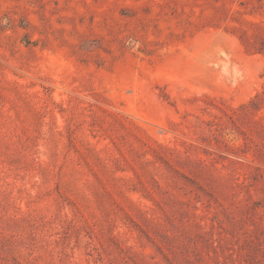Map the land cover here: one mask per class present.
Masks as SVG:
<instances>
[{
  "label": "rangeland",
  "instance_id": "1",
  "mask_svg": "<svg viewBox=\"0 0 264 264\" xmlns=\"http://www.w3.org/2000/svg\"><path fill=\"white\" fill-rule=\"evenodd\" d=\"M0 264H264V0H0Z\"/></svg>",
  "mask_w": 264,
  "mask_h": 264
}]
</instances>
